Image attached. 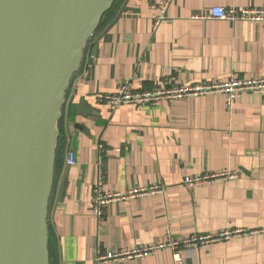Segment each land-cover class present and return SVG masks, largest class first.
Returning a JSON list of instances; mask_svg holds the SVG:
<instances>
[{
	"label": "crops",
	"instance_id": "obj_1",
	"mask_svg": "<svg viewBox=\"0 0 264 264\" xmlns=\"http://www.w3.org/2000/svg\"><path fill=\"white\" fill-rule=\"evenodd\" d=\"M150 4L124 0L116 21L88 43L66 92L59 120L64 140L48 215L50 264H96L100 251L225 231L246 234L182 248V264H264V91L244 93L231 108L220 93L128 104L116 111L102 100L126 82L132 93H153L264 78V22L205 18L216 6L264 10V0H174L169 20L158 26ZM82 99L92 115L77 114ZM99 145L108 151L105 192L153 186L163 191L110 203L99 220L93 212ZM70 151L75 166L68 164ZM222 173L235 177L184 183L187 177ZM107 264L176 261L172 251L163 250Z\"/></svg>",
	"mask_w": 264,
	"mask_h": 264
},
{
	"label": "water",
	"instance_id": "obj_2",
	"mask_svg": "<svg viewBox=\"0 0 264 264\" xmlns=\"http://www.w3.org/2000/svg\"><path fill=\"white\" fill-rule=\"evenodd\" d=\"M114 2L0 0V264H50L58 123L84 49ZM76 110L93 112L83 99Z\"/></svg>",
	"mask_w": 264,
	"mask_h": 264
},
{
	"label": "built area",
	"instance_id": "obj_3",
	"mask_svg": "<svg viewBox=\"0 0 264 264\" xmlns=\"http://www.w3.org/2000/svg\"><path fill=\"white\" fill-rule=\"evenodd\" d=\"M174 0H151L150 7L156 12V25L167 22L168 10ZM206 19L227 22H264V10L262 9H227L225 7L216 6L210 11ZM264 91V78L254 77L250 79H230L226 82L202 83L196 86H184L174 88L168 91H159L153 93H132L130 91L129 82L124 83L116 93L105 95L102 100L110 107L112 111H116L123 105L137 104L142 102L157 103L162 99L181 98L186 96H199L208 94H224L228 108L239 99L244 93L252 92L261 94ZM107 149L103 145H99V175L96 187V195L93 199V212L99 220L104 218L105 208L110 203L116 201H127L137 197H144L152 194H158L163 191L162 187L133 188L125 193L105 192L103 190L105 183L104 158ZM69 166L76 165V155L73 151L68 154ZM235 177V174L222 173L220 175H203L198 177H187L184 183L188 186H197L208 183L216 179ZM246 234L245 231H225L217 235H209L205 237H192L186 239L170 240L165 244L151 245L144 247H136L114 252H99L96 264H107L116 261H125L128 259H139L153 255L159 251L170 250L173 252L176 264H182L180 250L182 248L198 247L213 241L227 240L232 236Z\"/></svg>",
	"mask_w": 264,
	"mask_h": 264
},
{
	"label": "trees",
	"instance_id": "obj_4",
	"mask_svg": "<svg viewBox=\"0 0 264 264\" xmlns=\"http://www.w3.org/2000/svg\"><path fill=\"white\" fill-rule=\"evenodd\" d=\"M123 2H124V0H115L111 9L108 12H106L105 15L103 16L102 21H101L97 31L89 40V42H88L89 44L94 40V38L100 32L109 28L116 21V19L120 15L121 6H122ZM89 44L86 46L84 53H86V51L89 47ZM58 128H59V135H58L57 151H58L60 145L62 144V141L64 140V130H63L62 120L59 122ZM57 175H58V157H57V161H56V176H55L54 190H55V186H56ZM54 190H53V193H54ZM48 234H49V244H50V238L52 237V228L50 225V220L48 222Z\"/></svg>",
	"mask_w": 264,
	"mask_h": 264
},
{
	"label": "rangeland",
	"instance_id": "obj_5",
	"mask_svg": "<svg viewBox=\"0 0 264 264\" xmlns=\"http://www.w3.org/2000/svg\"><path fill=\"white\" fill-rule=\"evenodd\" d=\"M220 234V233H219Z\"/></svg>",
	"mask_w": 264,
	"mask_h": 264
}]
</instances>
